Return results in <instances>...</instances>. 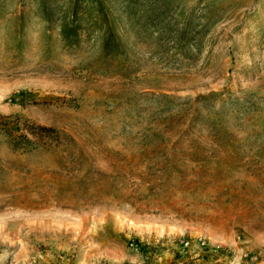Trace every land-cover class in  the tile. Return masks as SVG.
I'll return each mask as SVG.
<instances>
[{
    "label": "rangeland",
    "instance_id": "rangeland-1",
    "mask_svg": "<svg viewBox=\"0 0 264 264\" xmlns=\"http://www.w3.org/2000/svg\"><path fill=\"white\" fill-rule=\"evenodd\" d=\"M0 264H264V0H0Z\"/></svg>",
    "mask_w": 264,
    "mask_h": 264
},
{
    "label": "trees",
    "instance_id": "trees-1",
    "mask_svg": "<svg viewBox=\"0 0 264 264\" xmlns=\"http://www.w3.org/2000/svg\"><path fill=\"white\" fill-rule=\"evenodd\" d=\"M5 126H7V125H9L8 123H5L4 124ZM18 128V126L16 127V129ZM18 130H20V129H18ZM21 137V139L23 140V141H27V139H26V137L25 136H19L18 138H20Z\"/></svg>",
    "mask_w": 264,
    "mask_h": 264
}]
</instances>
